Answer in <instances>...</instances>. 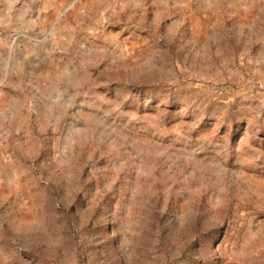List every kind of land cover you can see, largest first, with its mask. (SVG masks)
<instances>
[{"label": "rangeland", "instance_id": "1", "mask_svg": "<svg viewBox=\"0 0 264 264\" xmlns=\"http://www.w3.org/2000/svg\"><path fill=\"white\" fill-rule=\"evenodd\" d=\"M0 264H264V0H0Z\"/></svg>", "mask_w": 264, "mask_h": 264}]
</instances>
